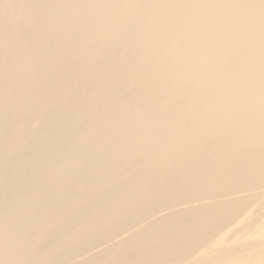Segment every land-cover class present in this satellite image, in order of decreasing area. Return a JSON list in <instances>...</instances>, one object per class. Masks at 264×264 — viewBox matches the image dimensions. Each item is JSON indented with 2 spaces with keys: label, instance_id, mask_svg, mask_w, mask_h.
<instances>
[{
  "label": "bare ground",
  "instance_id": "6f19581e",
  "mask_svg": "<svg viewBox=\"0 0 264 264\" xmlns=\"http://www.w3.org/2000/svg\"><path fill=\"white\" fill-rule=\"evenodd\" d=\"M58 2L52 0L54 4ZM60 5V13L55 9L56 12L40 10L31 13L41 15L44 20V26L38 29L39 37L32 41L36 48L34 58L43 71L79 66L83 72L76 79L77 85H83L86 79H90L92 88L113 91L111 98L101 99L95 108L96 113L102 111L106 114L101 113L96 125L94 122L86 133L82 147L75 154L76 157L74 155L75 163L71 160L73 164H80L86 151L91 152L89 155L102 154L100 160L105 162L107 168L92 171L95 180L91 182L90 192L83 189L82 179L77 180L76 176L72 178L70 174L49 179L41 191L44 196H40L41 192L36 193L38 191L34 194L31 187L28 198H33V204L36 201L40 204V197H43L41 205H33V212L30 210V213L19 207L11 216L22 218L20 230L28 228L34 220L41 221L39 223L47 228L52 224L54 203L62 201L67 192L72 194V198L68 199V203L72 204L73 201L82 202L89 197L94 199L98 195L96 189L107 190L110 192V200L107 198L109 204H104L96 215L92 214L84 227H78L81 232L97 228L99 233L81 241L78 247L62 255L59 260L51 262L41 259L40 263L57 264L72 254H80L115 240L113 249L105 250V244L103 246L113 262L131 260L136 264H161L154 259L153 252L162 249L164 236L150 233V230H139L136 238L131 236L120 241L116 238L129 228L149 220L150 214L157 209L169 210L178 205L199 202L201 199L194 200L200 196L205 198L212 195L206 189L198 195L186 193L154 204L147 202L170 177L189 181L188 167L196 163V154L213 145V150L227 154V157H235L234 166L241 168V173L228 174L234 180L233 183L226 182V194L264 189V0H62ZM124 42L127 47L123 45ZM109 53L112 57H106ZM101 63L103 66L99 71ZM77 121L71 126L73 131L79 125ZM145 166L159 172L162 178L141 188L137 181L140 175L134 176V170ZM71 171L68 170V173ZM116 181L118 184L110 188L109 185ZM234 207L237 209L239 204H234ZM258 207L264 215V202L259 203ZM135 209L138 210L137 214L132 212ZM246 212L247 218L243 222L240 219L235 225L253 243L236 246L237 239L229 241L232 247H229L228 258L239 264H264V217L257 218L248 209ZM209 213L201 210L179 214L177 218L184 220L186 225H182L183 229L196 226L200 233L208 235L214 226L225 223V219ZM65 215L71 216L69 210L64 212ZM16 227L1 228L0 242L10 237L13 240ZM253 227L255 230H252ZM181 240L179 243L177 240V253H192L190 259L195 260L190 264H213L215 260L210 255L215 252L219 254V248L228 243L225 236L219 233L212 242V248L218 249L209 253L208 249L201 247V242H198L201 240L192 239V243ZM0 264L9 263L1 256Z\"/></svg>",
  "mask_w": 264,
  "mask_h": 264
},
{
  "label": "rangeland",
  "instance_id": "374dc122",
  "mask_svg": "<svg viewBox=\"0 0 264 264\" xmlns=\"http://www.w3.org/2000/svg\"><path fill=\"white\" fill-rule=\"evenodd\" d=\"M59 1L60 2H58L57 4H54L52 3V0H40V1L39 0H0V11H2L0 12V227L2 225L1 228L4 230L7 229L8 227L10 228V226L11 227L17 226L15 228L16 229L14 233L15 238L13 237V240L12 237H10L7 239L5 238V241L3 240L2 242H0V257L3 256L4 258H6L9 264H27V263L41 264L40 263L41 259L42 260L48 259L51 262L59 260L62 257V255L64 256L69 251L74 250V248L78 247V244L81 241H86L90 238H93V236L99 233V230L97 228H93L90 230L88 229L89 231L87 230L86 232H81L80 228L84 227L85 223L88 224L89 218L90 217L92 218L91 215L92 214L93 216L94 214L96 215V213L100 210L102 206L109 204V200H110L109 191L107 192V190L101 191L100 189H96V194H98L95 195L96 199L95 198L92 199V197L91 198L89 197L88 199L87 198L84 199L82 202L73 201V203L71 204L68 203L69 201L68 199L72 198L71 197L72 194L69 191L66 193V197L62 199V201L54 203L57 207L56 208L55 206H53L52 208V210L55 212V213L52 212V214L54 213L52 215L53 216L52 224L54 226L51 224L48 225L47 228L46 226H43L42 223H39L41 221L37 220L38 221L37 222L36 220H34L32 221V224L30 223L28 228L24 230H20L19 225L21 224V222H23L22 218L20 217L15 218L14 216H13L14 218H12L11 216L13 215L12 212L19 207L24 208L26 211H28L27 213H30V210H32L33 212L34 209L33 205L38 207L41 205V203L43 202L42 201L43 197H40V201H39L40 204H38V201H36L37 203L35 202L33 204L34 202L33 198L31 199L28 198L29 193L31 192L30 191L31 187H32L31 190L32 191L34 190L33 191L34 194L35 191H38L36 193H40L41 191H43L46 182L48 183V181H50L51 179L57 178L56 176L65 177L64 175L67 176L70 174L71 175L70 177L72 178L76 176L77 180L78 178L79 180L82 179L81 184L83 187L85 186L83 189L85 190L88 189L90 192V189L92 188L91 182L95 180V176L93 175L94 170L95 171L100 169L106 170L107 168L105 162L100 160L102 154H100L99 156L98 154H94V153H92V155H89L91 154V152H87V151L86 154L82 156L83 159L80 162V164L79 163L73 164V163H75L74 161V158L76 157L75 154L77 153V151L79 152L80 148L84 143L83 138H85L86 133L89 131L91 126L94 125L93 124L94 122L96 125L97 123L96 121L100 116L106 114L105 112L104 114L102 111H100V113L99 112L96 113L95 108H97V106L100 104L101 99H105V98L107 99L108 97L111 98L113 96V91H109V90L104 91V90L92 88L91 83H89L90 79H86L85 80L86 83L84 82L83 85H79V84L77 85V83H75L76 79L78 80L83 72V69L79 66L73 68L66 67L67 69L57 67L56 69H52L51 70L52 72L43 71L42 69H40V65L37 64L34 58V55H36V48L33 45L34 38L39 37L40 35L39 30L41 27L44 26L42 25L44 23V20L41 15H35V14L31 15V13H34L36 11L40 12V10L42 12L44 10H51L53 12L56 10L58 13H60L61 11L60 3L62 2V0ZM123 45H126L125 47H127L126 42H124ZM106 57H112V54L109 53L107 54ZM103 63H101L100 66L98 67L99 71L103 66L102 65ZM56 82L57 84H55ZM107 91L109 92V94ZM87 98L88 100L86 101L85 99ZM39 107L42 109L40 110ZM123 107L126 108L127 106H123ZM119 109L122 108L120 107ZM36 110H38L37 113ZM60 110L62 112H60ZM55 111L58 113H56ZM72 116L75 117L73 118ZM71 118L74 120H72ZM78 118L79 120L77 121ZM76 121L78 122L79 125L77 129L75 128L74 129L75 131H73L71 129V126H73L74 122ZM88 122L90 123V125ZM79 126L81 129L79 128ZM70 135L72 136L71 138ZM55 136L57 137L55 138ZM48 139L50 141H48ZM62 145L64 146L62 147ZM212 148L213 145L207 147L204 150V152H202L201 154L195 155L196 163L188 167V171H190L189 174L191 178L189 181H183L176 177H170L167 180V182H165L164 186L161 187L162 189L159 188L158 190H156V192H154L152 195L153 197L151 196V198L148 199L147 202L148 203L151 202L154 204V202L158 203L159 201H163L166 199L168 200L172 198H177L185 195L186 193L187 194L192 193L193 195H198L206 189L211 192L210 193L212 194L211 196H207L205 198H202L203 196H200L194 200L196 201L197 199H201V201L199 202L196 203L192 202L189 203L188 205H178L169 210L157 209L152 214H150L149 220L139 223L138 225H135L132 228H129L127 231L122 233L121 237H118L116 239L120 241L122 238H126V237L129 238L131 236L136 238L138 236L139 230H146V231L150 230L149 231L150 233L159 234L160 236L162 235V237L164 236L163 237L164 239H162L163 242L161 243V246L163 245L162 249L159 251L155 250L153 252L154 259L156 261H158L161 264H173V262L176 261L182 262V264H190L195 260L194 258L190 259V255L192 253H187V252L183 254L177 253L179 239H182L181 242L183 243H192L193 242L192 239L194 241L201 240L198 241L201 242V247L208 249L209 253H211L212 251H216L218 249L216 247H215L216 249L212 248V242H214L215 238L219 233H222L225 236V239H227L228 243L227 244L225 243L224 245L221 246V248H219L220 249L219 254L215 252L212 255H210V258L212 260H215L213 264H239L238 261L236 260L233 261L228 258L230 256L229 247H232L229 241L237 239L236 240L237 243L235 244L236 246L238 245L240 246L246 242L253 243L252 241H248L249 239H246L245 235L242 233V230H240V228H238L235 225V223L237 221H240V219L243 222L247 218V214H246L247 209L249 211L250 210L252 211V215L254 216L256 215L257 218L263 219L264 215L258 209L259 208L258 204L264 202V194H263L264 189H258L255 191L251 190L243 193L241 192L235 194H226V182L233 183L234 180L233 177L228 176V174L232 172L240 174L241 168H236L234 166L235 157L228 154L229 155L228 157H230L229 159L227 157V154L220 153L218 151L213 150ZM43 149L45 150L43 151ZM78 154L80 155V153ZM56 158L58 161L56 160ZM84 159L85 161L88 162H85ZM71 160H73L74 162ZM91 161L94 163H92ZM66 164L69 166L67 167ZM59 167H61L62 170L59 169ZM54 169L55 172L57 171L56 173L53 171ZM70 169H72L74 173L72 171H71L72 173L71 172L68 173V170ZM50 172L54 174H50ZM48 173L50 177H48ZM82 176H84L85 179ZM134 176L136 177L139 176L138 178H140L139 179L140 181L139 180L137 181L140 184L141 188H143L144 185L146 186L149 184H153L155 181L162 178L159 172L152 171L151 169H146V166L139 167L136 170H134ZM37 184L40 185L42 189ZM112 184L109 185L110 188H114L115 185L118 184V181ZM93 190H95V188H93ZM174 191H176V193ZM41 195L44 196L43 192L40 193V196ZM27 199H29V201ZM99 199L101 200V202ZM22 201L23 202L25 201L24 205ZM93 201L96 202L93 203ZM64 203L66 206L64 205ZM234 204H239V207L235 209ZM21 205L24 207H22ZM96 205L98 207H96ZM67 210H69L71 216L68 215L64 216V212ZM201 210L204 211L207 210V212L208 211L210 212L209 214L214 213L215 216L222 218V220L225 219V223H223L221 226L220 225L214 226L213 227L214 229H212L211 233L208 235H204V233L203 234L200 233L199 230H197L199 228H195L196 226L193 228L192 226H190L188 228L186 227L185 229H183L182 227L185 226L186 224H184L183 222L184 220L178 219L177 217L179 216L177 215L186 214L190 212H197ZM132 212L137 214L138 210L135 209L132 210ZM62 216L64 217L62 218ZM56 223H58L59 225ZM29 227L31 229H29ZM38 227L41 229L39 230ZM44 227L46 228V231ZM78 227L80 228L78 229ZM252 230H255V228L253 227ZM32 231L33 232L37 231L39 233L36 232L33 233ZM187 233H191V234H187ZM186 235H188V237ZM45 239L48 240L46 241ZM184 240L185 241L189 240V241L185 242ZM63 241L66 244L67 243L68 244L66 245ZM114 242L115 240L113 242L100 244L98 248L101 250H99L98 248L95 249L91 248V250L90 249L85 250L80 254L79 253L78 254L75 253V255L72 254L71 257L64 259L61 262L59 261L57 264H64V263L65 264H107V263L136 264L135 261L133 262L131 260L113 262L111 259H109V254H106V252L103 249V246L105 244L104 246L105 250L113 249L114 248L113 246L115 245L113 244ZM33 246H35L36 248H34ZM44 246L45 249H43ZM68 246H70V248ZM59 249H62V251ZM101 251L103 252V254ZM53 253H56L57 255ZM50 256L52 259L50 258ZM71 260L73 261L71 262ZM16 261H18V263Z\"/></svg>",
  "mask_w": 264,
  "mask_h": 264
}]
</instances>
